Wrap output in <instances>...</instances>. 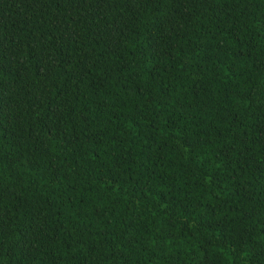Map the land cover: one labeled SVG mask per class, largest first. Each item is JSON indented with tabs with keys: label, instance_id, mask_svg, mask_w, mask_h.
I'll use <instances>...</instances> for the list:
<instances>
[{
	"label": "trees",
	"instance_id": "trees-1",
	"mask_svg": "<svg viewBox=\"0 0 264 264\" xmlns=\"http://www.w3.org/2000/svg\"><path fill=\"white\" fill-rule=\"evenodd\" d=\"M0 264H264V0H0Z\"/></svg>",
	"mask_w": 264,
	"mask_h": 264
}]
</instances>
